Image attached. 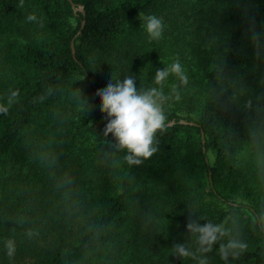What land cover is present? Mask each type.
<instances>
[{
  "label": "trees",
  "instance_id": "1",
  "mask_svg": "<svg viewBox=\"0 0 264 264\" xmlns=\"http://www.w3.org/2000/svg\"><path fill=\"white\" fill-rule=\"evenodd\" d=\"M71 1L84 13L0 0V264H197L163 238L195 249L189 212L248 245L228 261L214 245L210 264H264V186L242 157L264 159V0ZM140 13L163 19L161 39ZM176 61L187 83L165 84L180 99L166 105L159 151L130 166L107 152L96 89L130 74L156 86Z\"/></svg>",
  "mask_w": 264,
  "mask_h": 264
},
{
  "label": "clouds",
  "instance_id": "2",
  "mask_svg": "<svg viewBox=\"0 0 264 264\" xmlns=\"http://www.w3.org/2000/svg\"><path fill=\"white\" fill-rule=\"evenodd\" d=\"M28 19L32 20L34 17L30 16ZM139 19L151 40L162 38L165 30L162 18L140 13ZM253 37L259 40L260 33L254 31ZM170 75L177 77L183 84L187 83L184 69L179 61H176L167 68L156 70L153 82L156 86L137 88L136 77L130 74L115 82L110 79L105 88L97 90V96L101 101L100 111L105 114L107 120L103 136L106 138L109 154L124 152L123 159L127 164L139 167L159 151L157 137L168 127L166 105L173 96L175 100L180 99L179 92L175 88L172 90V95L164 92ZM12 95L15 96L16 93ZM82 96L80 89V100L87 104V111H90L94 106L82 99ZM6 111V108L0 106V113ZM109 135L113 137L115 143L107 140ZM193 216L196 215L189 212L186 229L189 237L195 238L196 247L193 249L188 243H176L171 249L173 256L181 259L191 258L197 264H210L208 254L213 252L214 245L219 244L218 253L224 261H228L230 257L236 259L247 250V243L234 227L227 226L226 222L213 223L203 216L193 219ZM260 219L264 222V217ZM201 220L206 222L201 224ZM225 238H227L226 242H223ZM6 247L8 255L12 256L15 252L14 241L9 240Z\"/></svg>",
  "mask_w": 264,
  "mask_h": 264
},
{
  "label": "rangeland",
  "instance_id": "3",
  "mask_svg": "<svg viewBox=\"0 0 264 264\" xmlns=\"http://www.w3.org/2000/svg\"><path fill=\"white\" fill-rule=\"evenodd\" d=\"M141 25H142V21H140V26ZM19 27H20V25H19ZM141 28H143V30H145L143 26H141ZM17 31H18V28H17V25H15V27L13 28V35H16ZM10 36H11V33H10ZM242 157H243V160L246 161V165H244V166H249L251 168L249 171H247V173H249L250 176H251V173L256 170L257 166L259 167L258 172H257L258 175L255 173L254 177L249 176L248 178H251V180L254 183H256L257 185H259L260 187H263L264 186V159L261 158L260 161L255 160L253 157V152L250 155V150H246V152L243 154ZM163 238H164L165 242L167 243V245L168 244H169V246L174 245V243L171 242L170 240H167L165 237H163Z\"/></svg>",
  "mask_w": 264,
  "mask_h": 264
},
{
  "label": "water",
  "instance_id": "4",
  "mask_svg": "<svg viewBox=\"0 0 264 264\" xmlns=\"http://www.w3.org/2000/svg\"><path fill=\"white\" fill-rule=\"evenodd\" d=\"M69 2L71 3V6H72L73 11H74L75 14H76L77 12L84 13L83 7H82L81 5H77V6H76L71 0H69ZM83 25H84V22L81 23V28L83 27ZM79 32H80V31H79ZM79 32H78V33H79ZM71 47H72V52H73V54H74V41H73V40L71 41ZM97 90H99V89H96V93H97ZM180 122L183 123V124L186 123V122L183 121V120H181ZM189 124H194V123H193V122H189Z\"/></svg>",
  "mask_w": 264,
  "mask_h": 264
}]
</instances>
